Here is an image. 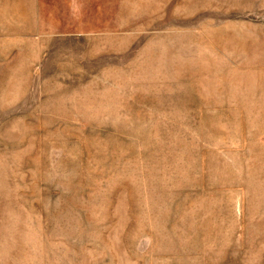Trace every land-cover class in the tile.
I'll list each match as a JSON object with an SVG mask.
<instances>
[{"label":"rangeland","instance_id":"obj_1","mask_svg":"<svg viewBox=\"0 0 264 264\" xmlns=\"http://www.w3.org/2000/svg\"><path fill=\"white\" fill-rule=\"evenodd\" d=\"M0 264H264V0H0Z\"/></svg>","mask_w":264,"mask_h":264}]
</instances>
